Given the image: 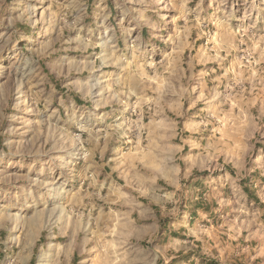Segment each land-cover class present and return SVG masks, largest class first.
I'll list each match as a JSON object with an SVG mask.
<instances>
[{
  "label": "rangeland",
  "instance_id": "374dc122",
  "mask_svg": "<svg viewBox=\"0 0 264 264\" xmlns=\"http://www.w3.org/2000/svg\"><path fill=\"white\" fill-rule=\"evenodd\" d=\"M0 264H264V0H0Z\"/></svg>",
  "mask_w": 264,
  "mask_h": 264
}]
</instances>
